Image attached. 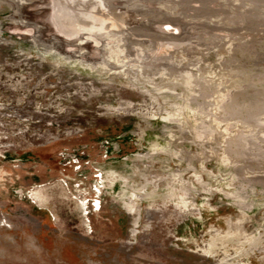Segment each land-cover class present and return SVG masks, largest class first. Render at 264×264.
<instances>
[{
  "label": "rangeland",
  "instance_id": "1",
  "mask_svg": "<svg viewBox=\"0 0 264 264\" xmlns=\"http://www.w3.org/2000/svg\"><path fill=\"white\" fill-rule=\"evenodd\" d=\"M0 264H264V0H0Z\"/></svg>",
  "mask_w": 264,
  "mask_h": 264
},
{
  "label": "built area",
  "instance_id": "2",
  "mask_svg": "<svg viewBox=\"0 0 264 264\" xmlns=\"http://www.w3.org/2000/svg\"><path fill=\"white\" fill-rule=\"evenodd\" d=\"M78 157L73 156L72 160L69 161L75 171L81 170L82 162ZM93 178V183L88 187H84L83 185H81L82 182L80 181V179L75 181L72 186L73 192L68 189L67 180H62V183L71 192L72 198L79 205L81 213L83 217L87 219V221L88 215L99 211L102 205V190L104 186L102 172L99 169L95 168L93 170Z\"/></svg>",
  "mask_w": 264,
  "mask_h": 264
},
{
  "label": "bare ground",
  "instance_id": "3",
  "mask_svg": "<svg viewBox=\"0 0 264 264\" xmlns=\"http://www.w3.org/2000/svg\"><path fill=\"white\" fill-rule=\"evenodd\" d=\"M225 88V87H224ZM132 203V202H131ZM218 253V252H217ZM230 260V259H229Z\"/></svg>",
  "mask_w": 264,
  "mask_h": 264
}]
</instances>
